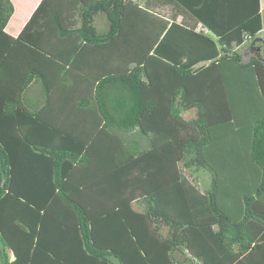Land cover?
<instances>
[{
	"label": "trees",
	"instance_id": "1",
	"mask_svg": "<svg viewBox=\"0 0 264 264\" xmlns=\"http://www.w3.org/2000/svg\"><path fill=\"white\" fill-rule=\"evenodd\" d=\"M64 1L0 0V264H264L260 0Z\"/></svg>",
	"mask_w": 264,
	"mask_h": 264
},
{
	"label": "crops",
	"instance_id": "2",
	"mask_svg": "<svg viewBox=\"0 0 264 264\" xmlns=\"http://www.w3.org/2000/svg\"><path fill=\"white\" fill-rule=\"evenodd\" d=\"M53 2V0H51ZM92 1V0H89ZM142 6L145 4H151V9L158 13L159 15H164V16H169L172 13L171 8H169L166 4L163 2L159 1L157 3H152V0H135ZM13 4V13L8 19L7 25L5 27V30L9 32L11 35L16 36L20 33V31L23 29L24 25L32 15V13L35 11L41 0H11ZM51 2V4H52ZM65 6L61 9V13L63 16L66 17V21L70 24L73 22H76V26H78L79 21L81 20L80 13L83 11V6H81V3H78V0H65ZM52 9L55 10L53 6H50ZM53 11V10H52ZM260 11L262 15V26H263V11H264V0H260ZM177 23H180L181 17H177L176 19ZM185 27L191 28L194 27V30L197 31H203L204 33L208 34L213 40H216V37L210 33V32H205L206 29H204L200 24H196L193 20L189 19L188 23H184ZM93 26L99 33H104L108 30V21L105 16V14L101 11H98L94 16H93ZM174 37H169L172 38L174 41V44L176 46L183 44V43H193L195 47L197 48L199 41V38L197 36H191L189 38H186L184 35H180L182 30L179 28H175ZM264 32V27H262V30L259 32V34L256 36L254 40L250 42L249 47L252 48V54H255L256 51H259L260 46H262L263 51H264V37L262 36V33ZM53 43V41H52ZM249 42L243 43L241 46L237 47L236 50H238L241 54V49L242 47L246 46ZM259 46V48H258ZM249 55V56H250ZM243 57V54H242ZM87 58V59H86ZM249 58V57H248ZM244 59V57H243ZM103 56L100 54H96L95 52L93 54H89L88 56L85 57V62H88L87 66L84 67V73L86 75V72L89 71H94L97 67L96 64L97 62H102ZM245 60V59H244ZM247 60V59H246ZM91 64V65H89ZM93 65V67H92ZM84 81H86L84 79ZM90 82H85V85L88 86ZM36 91H39V88H35ZM11 259H13V255L11 254Z\"/></svg>",
	"mask_w": 264,
	"mask_h": 264
},
{
	"label": "rangeland",
	"instance_id": "3",
	"mask_svg": "<svg viewBox=\"0 0 264 264\" xmlns=\"http://www.w3.org/2000/svg\"><path fill=\"white\" fill-rule=\"evenodd\" d=\"M263 23H264V11H263ZM263 27H264V24H263ZM262 36L264 37V32L262 33ZM250 42H251V41H249V43H248L246 46H244V47L241 48V49L244 48V50H241V52H242L243 57H244L245 60L248 59L249 55L253 53V52H252V51H253L252 48L249 47ZM27 97H29V93H28V92H27ZM183 115H184L186 118L193 117V116H194V110H193V109H191V110H186V111L183 113ZM184 173H185L189 178H192V177H193V176L190 174V172H189L188 170H185V169H184ZM193 175H194V174H193ZM206 175H207V174H206ZM194 177H197V176L195 175ZM198 182H199V180H198ZM200 186H201V188H202V185H201V184H200ZM134 206H135V205H134Z\"/></svg>",
	"mask_w": 264,
	"mask_h": 264
}]
</instances>
